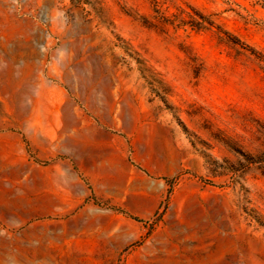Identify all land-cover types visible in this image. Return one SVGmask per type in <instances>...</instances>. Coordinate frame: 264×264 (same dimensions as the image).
<instances>
[{
    "label": "rangeland",
    "instance_id": "1",
    "mask_svg": "<svg viewBox=\"0 0 264 264\" xmlns=\"http://www.w3.org/2000/svg\"><path fill=\"white\" fill-rule=\"evenodd\" d=\"M0 264H264V0H0Z\"/></svg>",
    "mask_w": 264,
    "mask_h": 264
}]
</instances>
